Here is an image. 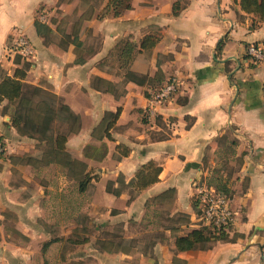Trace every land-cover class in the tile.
<instances>
[{
    "label": "crops",
    "instance_id": "0c3cea01",
    "mask_svg": "<svg viewBox=\"0 0 264 264\" xmlns=\"http://www.w3.org/2000/svg\"><path fill=\"white\" fill-rule=\"evenodd\" d=\"M36 22L53 33L39 36ZM88 33L99 39L95 47ZM19 36L32 56L14 54ZM146 37L157 40L150 51L141 50ZM254 45L264 47V22L244 13L239 0H0V82L26 69L27 85L51 92L78 115L81 128L68 136L66 153L99 178L84 210L88 188L67 194L75 179L64 164L42 167L58 170L52 186L41 169L33 176L38 142L12 126L15 105L0 102V264H264V60L248 54ZM174 78L179 94L152 109L153 94ZM119 109L112 141L94 140L106 113ZM101 144L108 148L103 160L84 158L87 145ZM227 144L239 161L229 185V241L178 252L176 238L196 229L193 206L197 187L207 183L208 154ZM118 146L129 157L120 158ZM150 162L162 169L159 182L131 197L128 185ZM169 190L171 216H187L189 229H167L161 241L112 252L99 251L90 236L78 240L83 214L91 232L122 223L132 239L130 224Z\"/></svg>",
    "mask_w": 264,
    "mask_h": 264
},
{
    "label": "trees",
    "instance_id": "16d2710c",
    "mask_svg": "<svg viewBox=\"0 0 264 264\" xmlns=\"http://www.w3.org/2000/svg\"><path fill=\"white\" fill-rule=\"evenodd\" d=\"M233 2L237 3L238 0H233ZM239 4L244 13L256 18L257 23L264 22V0H239ZM36 29L38 35L41 37H46L53 33L48 26L40 22H36ZM72 44L75 45L76 40H73ZM156 44V39L146 37L141 44V50L150 51L156 46ZM222 46L223 44L220 43L219 49H221ZM77 62L79 63L83 61L79 60ZM26 76V69H18L13 78H3L0 82V102L8 100L10 104L15 105L11 115L12 126L24 137L40 141L38 140L40 139L38 136L45 132L48 133L52 131L55 122L68 125L67 134H51V137L48 140L45 139V141L54 143L52 146V148H54V155L57 158H63H59V160L55 162L64 164L69 170V174L74 179H83L80 182L79 188V191L83 193L93 179L98 180L99 178L98 176L92 177L90 173H86V164L72 160L70 155L66 153L68 136L79 132L81 128V118L74 114L61 99L51 92L39 87L27 85L24 82ZM120 114V109L114 114L106 113L102 124L94 131L93 139L99 142H103L104 139L112 141L111 132L114 129ZM116 151L119 153L120 158H127L130 155V150L124 146H118ZM230 151L233 153L232 148H230ZM83 152L85 159L101 161L107 156L108 148L106 144H102V147L100 148L95 147L94 145H87ZM63 160H66V162ZM77 166L81 167L79 173L76 170ZM161 172L162 169L160 167L154 162H150L139 170L136 178L128 186L132 188L134 193L139 194L158 183ZM229 180L230 179H224L223 176H220L218 179L213 178L208 185L209 187H214L217 193L222 196L231 198L233 193L229 187ZM120 185H125V183L121 181ZM108 190L111 191V188ZM174 193V190H169L155 199H172ZM115 195L119 196L120 192L115 191ZM134 197L135 195L133 198ZM193 208L196 212L197 203H194ZM227 230L228 228L222 229L219 232H213L205 227L192 230L187 235L176 238V251L189 252L210 250L213 245L218 242L229 241ZM108 251L112 252V250Z\"/></svg>",
    "mask_w": 264,
    "mask_h": 264
},
{
    "label": "rangeland",
    "instance_id": "374dc122",
    "mask_svg": "<svg viewBox=\"0 0 264 264\" xmlns=\"http://www.w3.org/2000/svg\"><path fill=\"white\" fill-rule=\"evenodd\" d=\"M98 1V0H97ZM88 37L91 38L90 34L88 33ZM98 38L92 37V47H95L98 44ZM68 131V125L55 122L53 130L50 132H45L43 134H40L38 137L40 141H37V149L36 152L31 154V167L33 168V176H36L39 170L41 169L44 173L43 180L46 182L50 179V185H53V180H57L59 177L58 170L51 168H42L47 166L49 163L55 162L59 160V158L62 157H56L53 153L54 148L52 146L54 143H50L45 141L48 140L51 137V134H67ZM42 139V140H41ZM95 147H102L101 145H94ZM216 151H212L208 154V158L210 160V168H209V175L207 177V183L203 180L204 187H209L208 183L214 178L218 179L220 176H223L224 179H230L235 177L236 172L239 167V161L237 158L233 156V154L230 151L229 144L227 145H221L219 148H215ZM92 153V152H90ZM84 154V152H83ZM63 159V158H62ZM66 162V160H63ZM85 164V163H84ZM87 166V165H86ZM44 169V170H43ZM40 170V171H41ZM77 172L79 173L81 170L80 166H77L76 168ZM89 170V167L87 166L86 172ZM69 172V170H68ZM96 169H93L90 171V174L93 175V177L97 176L95 175ZM39 174V173H38ZM40 176V175H39ZM83 179H75V183L71 184L69 183L64 191H66L69 195H75L76 193H81L79 191L80 188V182ZM54 187V186H53ZM52 187V188H53ZM88 192L84 194V199L81 201L82 209L85 210L87 206V202L85 198L87 197V194H91L93 191V186L91 184H88ZM214 188V187H212ZM54 189V188H53ZM54 192V191H53ZM134 191H130V196H134ZM219 194V193H218ZM221 195V194H219ZM86 196V197H85ZM226 197V196H224ZM228 199V197H226ZM69 209H73V206L69 204ZM173 211V199H167V200H158V199H151L146 203L145 207V215L142 221L139 222H132L129 226L130 230L134 233V237L132 239H125L124 233H123V226L124 224H114L111 226H106L103 230L91 232L90 231V220L87 221V217L85 214H83V217H78L77 221L79 224L84 226V229L82 228V232L78 234V240H82L90 236V238L94 242V246L99 251H105V250H112V251H119L121 249L129 250L128 248H132L134 245L138 246H149L153 241H161L165 237V231L167 229H174L178 230L182 226H187L189 229L190 221L188 222L187 217H183L181 214H176L174 216H171ZM102 213V212H100ZM197 215L199 213L198 208L196 211ZM198 219V217H197ZM194 226H196V229L202 228L201 223L196 220V222L192 223ZM95 224L92 226H95ZM105 225V224H104ZM88 226V227H87ZM187 230V229H186Z\"/></svg>",
    "mask_w": 264,
    "mask_h": 264
},
{
    "label": "built area",
    "instance_id": "2783aa9c",
    "mask_svg": "<svg viewBox=\"0 0 264 264\" xmlns=\"http://www.w3.org/2000/svg\"><path fill=\"white\" fill-rule=\"evenodd\" d=\"M14 54L24 58L32 56V46L23 36H19L16 40ZM248 54L255 62H261L264 60V47L251 46ZM179 88L180 83L175 78L166 82L159 91L153 94L151 99L152 109L155 106L161 107L170 103L179 94ZM152 109H149L147 115L151 113ZM4 152V145L0 141V155ZM195 201L199 211L197 220L201 223V227L219 232L222 229L229 228L233 223L235 215L230 199L219 195L215 189L199 185Z\"/></svg>",
    "mask_w": 264,
    "mask_h": 264
}]
</instances>
